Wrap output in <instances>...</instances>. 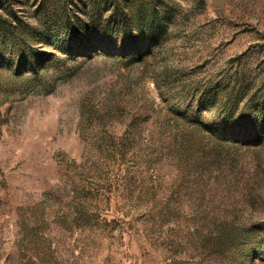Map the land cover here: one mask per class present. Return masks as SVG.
Listing matches in <instances>:
<instances>
[{"label":"rangeland","instance_id":"374dc122","mask_svg":"<svg viewBox=\"0 0 264 264\" xmlns=\"http://www.w3.org/2000/svg\"><path fill=\"white\" fill-rule=\"evenodd\" d=\"M3 21L0 264H264V0H0Z\"/></svg>","mask_w":264,"mask_h":264},{"label":"trees","instance_id":"16d2710c","mask_svg":"<svg viewBox=\"0 0 264 264\" xmlns=\"http://www.w3.org/2000/svg\"><path fill=\"white\" fill-rule=\"evenodd\" d=\"M118 20H119V22L121 23V24H127L128 22H129V17H128V15L126 14V13H122L121 14V12H120V14H119V17H118ZM0 27H1V29H2V31L4 32V33H6V32H9V33H11L12 34V32L14 33V28H13V26L12 25H10V24H7L6 22H1V24H0ZM77 34V35H79L80 33H81V30L78 28V29H76L75 31H73V28H72V26H71V23L70 22H68L65 26H64V29H63V34L64 35H68V34ZM27 40H25V39H22V38H20V36H19V38L18 37H16V34H14L13 35V40H12V46L13 47H16L17 48V50H19L20 52H25V48H26V46H27Z\"/></svg>","mask_w":264,"mask_h":264}]
</instances>
